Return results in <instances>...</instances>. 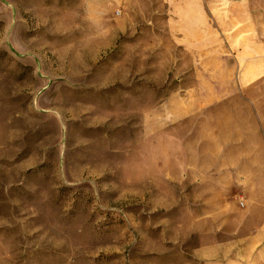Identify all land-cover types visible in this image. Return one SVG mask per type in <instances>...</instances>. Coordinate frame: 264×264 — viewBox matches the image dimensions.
Wrapping results in <instances>:
<instances>
[{
    "label": "rangeland",
    "instance_id": "374dc122",
    "mask_svg": "<svg viewBox=\"0 0 264 264\" xmlns=\"http://www.w3.org/2000/svg\"><path fill=\"white\" fill-rule=\"evenodd\" d=\"M163 1L0 0V264H198L212 197L243 195L212 181L226 153H198V99L264 127V49L237 91L206 90ZM200 1L264 39V0ZM216 109L224 134L248 107Z\"/></svg>",
    "mask_w": 264,
    "mask_h": 264
},
{
    "label": "crops",
    "instance_id": "0c3cea01",
    "mask_svg": "<svg viewBox=\"0 0 264 264\" xmlns=\"http://www.w3.org/2000/svg\"><path fill=\"white\" fill-rule=\"evenodd\" d=\"M164 11L173 12L168 20H174L176 25L183 27L185 38L182 40L191 50H198V84L206 90L213 91L216 87L226 88L228 85L234 91L239 86L235 83V76L243 71L248 76V66L241 67L239 59L251 58L256 49H264V39L261 33L251 38V30L244 33H232L229 25L224 26L230 14H216L200 0H164ZM173 3V4H172ZM178 5V6H174ZM229 13L236 6H227ZM245 7L249 11L250 6ZM156 10L149 6V10ZM218 11V10H217ZM217 18L220 29H214V18ZM219 19V20H218ZM234 19H231L232 23ZM249 19H244L246 26H250ZM213 24V25H212ZM253 24V29H256ZM231 27V26H230ZM221 30V33H220ZM264 36V35H263ZM226 48L220 55V43ZM228 53H225V52ZM255 53V52H254ZM232 59L236 67L233 69L221 66L215 68V63L226 64ZM197 73V72H196ZM224 76V77H222ZM244 77V78H246ZM223 82H220V80ZM240 84V82H238ZM241 86V84H240ZM228 103L235 108L248 107L240 116L237 111L228 116L229 122L236 127L235 130L224 134H217L210 129V124L216 122L218 110L216 108ZM250 106L245 100H211L198 99V153L202 152V145L210 142L209 151L218 154L226 153L227 157L222 163H214L209 170L219 172L213 183L219 186H242L243 195L228 196L226 199L212 197L209 237L201 240L203 245L198 248V264H264V127L258 117V129L249 130ZM233 112V111H227ZM209 124V126H208ZM242 125V129L240 128ZM219 135V136H218ZM206 140V141H205ZM217 142H216V141ZM225 150H229L228 152ZM226 177V179L224 178ZM240 196V197H239ZM199 239L203 238L199 233ZM206 237V236H205ZM205 247V248H204ZM209 248L210 252L206 249ZM205 250V251H204ZM204 251V253H203Z\"/></svg>",
    "mask_w": 264,
    "mask_h": 264
}]
</instances>
